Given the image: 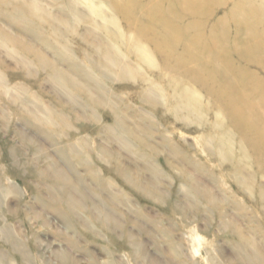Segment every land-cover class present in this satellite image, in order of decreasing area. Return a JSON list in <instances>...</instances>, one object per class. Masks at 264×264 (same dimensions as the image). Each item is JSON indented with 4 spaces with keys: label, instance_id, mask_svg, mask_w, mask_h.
I'll return each instance as SVG.
<instances>
[{
    "label": "rangeland",
    "instance_id": "374dc122",
    "mask_svg": "<svg viewBox=\"0 0 264 264\" xmlns=\"http://www.w3.org/2000/svg\"><path fill=\"white\" fill-rule=\"evenodd\" d=\"M110 1L0 0V264H263L264 172L239 160L234 129L233 155L218 151L222 118L203 90L194 117L159 58L139 65L136 43L114 44L136 31ZM102 50L135 77L103 68Z\"/></svg>",
    "mask_w": 264,
    "mask_h": 264
},
{
    "label": "bare ground",
    "instance_id": "6f19581e",
    "mask_svg": "<svg viewBox=\"0 0 264 264\" xmlns=\"http://www.w3.org/2000/svg\"><path fill=\"white\" fill-rule=\"evenodd\" d=\"M226 1L170 0L165 7L157 0H148L145 2L147 8L142 10L140 17H137L131 14L128 8L141 9L143 5L140 0H112L110 7L116 16L121 17L129 29L136 31L131 41L126 42L124 39L121 41L120 34H115L112 38L117 41L114 44L118 46L125 42L128 51H131L133 44L136 43L134 46L140 49L138 55L135 54L139 65L141 62L155 67L153 56L159 58V74L167 78L168 86L174 85L179 89L178 99L181 101L177 106L182 105L188 114L194 117L198 112L194 109L202 100L201 93L196 88L203 90L222 118L221 122L220 120L217 124L215 122L223 134L222 139H218L222 143L216 147L218 151L223 157L227 154L233 155L232 149L225 148V142L232 146L236 144L232 138L234 134L231 129H234L239 139L237 140L241 153L239 160L250 159L249 161L264 172V80L249 70L250 66L264 70V10L261 9L264 2L235 0L225 17L210 23L209 21L214 19L213 6ZM19 10L24 12L22 8ZM17 18L22 21L21 18ZM107 21L115 24V20ZM204 22L211 25L205 28ZM101 52L103 60L100 61V65L103 68L113 71L121 69L122 72L119 73L123 75L128 73L131 78L135 77L128 71L123 72V68L130 72L133 70L129 66H123L117 59L122 57V53L117 52L114 55L111 53L113 51ZM87 77L90 78V75L87 74ZM62 79L66 80L64 76ZM152 86L165 90L164 86H159L155 82ZM153 87H149L152 94ZM95 99L92 101L97 105ZM116 117L117 124L127 136L134 137L138 143L141 142L142 139L137 133L123 124L125 122L123 116L118 114ZM128 142L123 143L124 147L134 150L139 146L136 144L131 146ZM245 143H250L254 148L253 152L258 155L251 156L243 146ZM255 149L258 152L254 151ZM86 162L92 174L95 173L92 163ZM240 165L235 168V175L239 180L244 167ZM151 170L156 172L157 168L151 166ZM123 174L129 176L126 171ZM94 175L97 177V174ZM239 182L245 185L242 180ZM260 195L264 202V192L261 191ZM248 263L254 264L252 260Z\"/></svg>",
    "mask_w": 264,
    "mask_h": 264
}]
</instances>
